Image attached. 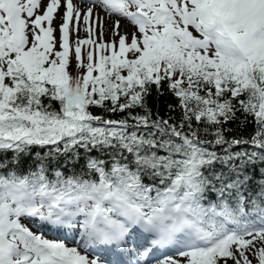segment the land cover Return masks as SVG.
Listing matches in <instances>:
<instances>
[{"label": "snow or ice", "instance_id": "obj_1", "mask_svg": "<svg viewBox=\"0 0 264 264\" xmlns=\"http://www.w3.org/2000/svg\"><path fill=\"white\" fill-rule=\"evenodd\" d=\"M0 264H264V0H0Z\"/></svg>", "mask_w": 264, "mask_h": 264}]
</instances>
